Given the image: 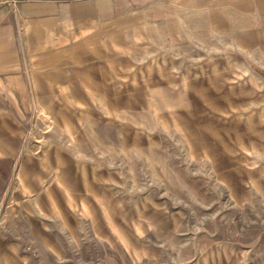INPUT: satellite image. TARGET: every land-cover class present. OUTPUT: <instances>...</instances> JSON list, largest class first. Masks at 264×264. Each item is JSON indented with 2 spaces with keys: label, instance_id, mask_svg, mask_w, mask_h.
I'll return each mask as SVG.
<instances>
[{
  "label": "rangeland",
  "instance_id": "374dc122",
  "mask_svg": "<svg viewBox=\"0 0 264 264\" xmlns=\"http://www.w3.org/2000/svg\"><path fill=\"white\" fill-rule=\"evenodd\" d=\"M201 15L0 0L26 84L0 264H264V28Z\"/></svg>",
  "mask_w": 264,
  "mask_h": 264
},
{
  "label": "crops",
  "instance_id": "0c3cea01",
  "mask_svg": "<svg viewBox=\"0 0 264 264\" xmlns=\"http://www.w3.org/2000/svg\"><path fill=\"white\" fill-rule=\"evenodd\" d=\"M194 4L202 14L201 21L228 23L231 34L238 27L236 23L244 28H264V0H194ZM40 59H34V67L36 63L40 65ZM25 92L18 40L9 23H0V160L7 155V145L12 142L15 148L19 136L18 109L26 106Z\"/></svg>",
  "mask_w": 264,
  "mask_h": 264
}]
</instances>
